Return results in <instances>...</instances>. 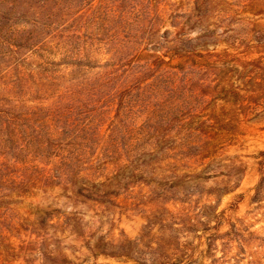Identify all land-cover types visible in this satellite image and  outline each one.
Wrapping results in <instances>:
<instances>
[{
  "label": "rangeland",
  "instance_id": "rangeland-1",
  "mask_svg": "<svg viewBox=\"0 0 264 264\" xmlns=\"http://www.w3.org/2000/svg\"><path fill=\"white\" fill-rule=\"evenodd\" d=\"M62 3L72 7L67 17L58 16L56 29L61 38L65 34L70 38L67 44L51 48L61 58L83 60V66L74 68V72L127 73L131 81L151 70L156 71L155 77L143 82L142 87L158 82L164 88L161 98L152 104L133 95L119 108L109 101L90 100L63 108V124L67 121L73 132L87 138L84 144L90 153L100 154L97 169L106 168L108 172L117 165L125 166L113 186L115 195L104 204L86 200L74 204L59 197L58 190L22 194L24 184L38 185L42 156L52 150L46 143L40 146L38 140L23 141L21 129L14 140L0 114V212L6 213L7 224L18 222L6 241L15 252L0 248V264H40L43 237L31 233V224L46 218V214L54 216L56 211L81 218L85 225L80 232L86 238L92 235L91 243L113 235L123 234L128 239L144 235L150 242L175 240L181 264H264V194L260 201L255 199L261 179L260 153L264 151V0ZM48 56L44 54L43 58ZM155 56L168 61V65H149ZM68 68L63 65L60 70ZM29 71L35 72L34 67H26ZM121 83L120 79L117 84ZM223 88L237 93L223 97ZM153 94L150 90L146 96ZM227 102V108L222 109ZM47 104L43 103L49 107ZM6 107V101H0V109L5 111ZM211 111L216 118L242 120L235 139L213 165L222 174L201 184L200 193L193 196H186L184 188L167 192L166 176L176 164L152 163L147 153L163 143L160 156L163 152L180 156L167 146L179 144L187 153L188 143L200 145L208 129L201 134L192 129L196 120ZM205 120L210 124L208 117ZM211 131L212 136L218 132ZM164 138L175 143L167 144ZM236 166H242L244 173L234 184L230 183L233 178L223 175L231 174ZM129 168V173L136 175L130 182ZM45 232L61 239L62 253L74 263L95 261L82 237L69 231L54 233L52 228ZM31 241L34 243L29 245ZM14 253L17 256L11 258ZM97 263L136 264L102 256L97 257Z\"/></svg>",
  "mask_w": 264,
  "mask_h": 264
},
{
  "label": "trees",
  "instance_id": "trees-1",
  "mask_svg": "<svg viewBox=\"0 0 264 264\" xmlns=\"http://www.w3.org/2000/svg\"><path fill=\"white\" fill-rule=\"evenodd\" d=\"M62 1L0 0V101L5 100L7 104V109L5 111L0 109V114L4 116L8 127L12 130L13 139L16 137V131L21 129L24 131L23 141L38 140L40 146L46 143L47 148L52 150L43 156L40 154L44 161H41L42 173L38 185L24 184L26 187L22 189V194H32V190H42L45 193L58 190L59 197L74 204L82 200L104 204L109 201L110 196L115 195L113 186L119 180V175L125 166L117 165L108 172L106 168L101 171L97 169L96 163L100 160V154L95 156L90 153L84 144L87 138L78 132H73L71 124H67V121L63 124L61 114L63 108L81 106L84 100L94 103L109 101V103L117 104L119 108L124 100L133 95L143 103L152 104L153 101L161 98L160 90L164 87L158 82L142 87L143 82L153 80L155 77L156 71L151 70L131 81L127 73L83 75L82 70L74 72L76 67L83 66V60L78 59L72 62L66 56L61 58L51 48L54 44L57 46L62 43L67 44L70 38L66 34L61 38L56 29L58 16L59 18L67 17L72 7L63 4ZM64 30L67 32V28ZM44 54H48V58H43ZM168 63L160 56H155L149 65L162 68ZM29 65L34 67V71L37 70L27 73L26 67ZM63 65L71 68L61 72ZM120 79L122 83L117 84ZM124 79L127 80L124 82ZM25 86L26 90H24ZM150 90L154 94L152 97H147L146 93ZM222 90L220 95L223 97H230L237 93L228 88ZM48 102L49 107L43 105ZM229 103L223 105L222 109L225 110ZM189 117L193 118L191 115ZM203 117L204 119L198 122L196 120V126L192 129V132L199 134L204 132L205 128L208 129L205 132L207 137L200 145L193 146L188 143L189 152L187 153L182 152L179 144L174 147L167 146L168 149L170 148L169 151L176 149L180 156L176 152L173 154L163 152L160 156L159 152H162V146L165 145L163 143L155 145L154 151L147 153L152 163L166 161L169 164H176V167L168 170L166 176L169 182L167 192L169 189L178 191L184 188L186 196H193L195 193H200L198 188L201 184L210 179L219 178L222 174L221 170L218 171V167L213 165L219 162L218 158L223 156L225 147L236 137L242 120L235 122L224 120L221 116L216 118L213 111ZM206 117L210 124L205 120ZM98 128L102 129L100 126ZM213 129L218 132L212 136ZM164 142L175 143L171 139H165ZM260 156L262 158L259 162L261 179L256 188V202L260 201L264 194V151L260 153ZM179 163L184 165L178 167ZM131 171L129 168L127 177L129 182L136 177L135 174L129 173ZM243 173L244 168L236 166L231 174L223 176L233 178L234 180H230V183L237 184ZM56 212L54 216L46 214V218H40L39 222L35 220L31 224L34 229L31 233L37 234L36 237H43L39 244V253L42 258L40 264H76L62 253L61 239L54 234L49 236L45 232L47 228H52L54 233L61 234L69 231L70 234L86 240L88 249L94 253L95 261L92 264H98L99 256L131 260L136 264H181L179 248L175 240H169L167 243L150 242L144 235L136 239H128L120 234L119 237L108 236L91 243L92 235L86 238L80 232L84 224L81 218L74 213ZM17 224L18 222L7 224L6 213L0 212V248L15 252L11 245L6 244V241L11 239V231L16 229ZM40 232L43 236H40ZM33 243V241L28 242L29 245ZM132 253L136 256H131ZM13 255L11 258L17 256V253ZM27 263L29 261H26Z\"/></svg>",
  "mask_w": 264,
  "mask_h": 264
}]
</instances>
